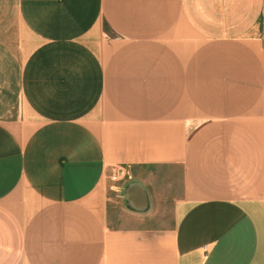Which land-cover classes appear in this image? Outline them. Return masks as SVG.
I'll return each instance as SVG.
<instances>
[{"label":"crops","instance_id":"crops-1","mask_svg":"<svg viewBox=\"0 0 264 264\" xmlns=\"http://www.w3.org/2000/svg\"><path fill=\"white\" fill-rule=\"evenodd\" d=\"M0 264H264V0H0Z\"/></svg>","mask_w":264,"mask_h":264}]
</instances>
